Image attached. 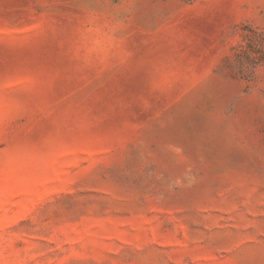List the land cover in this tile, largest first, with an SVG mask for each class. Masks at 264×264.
I'll return each mask as SVG.
<instances>
[{
    "label": "rangeland",
    "instance_id": "1",
    "mask_svg": "<svg viewBox=\"0 0 264 264\" xmlns=\"http://www.w3.org/2000/svg\"><path fill=\"white\" fill-rule=\"evenodd\" d=\"M0 264H264V0H0Z\"/></svg>",
    "mask_w": 264,
    "mask_h": 264
}]
</instances>
